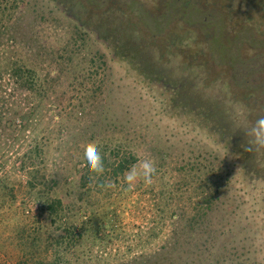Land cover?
<instances>
[{
    "label": "rangeland",
    "instance_id": "obj_1",
    "mask_svg": "<svg viewBox=\"0 0 264 264\" xmlns=\"http://www.w3.org/2000/svg\"><path fill=\"white\" fill-rule=\"evenodd\" d=\"M64 1L66 11L50 0H0V93L4 115L19 117L0 124V264H24L18 231L39 226L34 215L44 199L29 184L33 166L35 183L44 175L56 182L49 195L69 202L68 219L102 223L98 236L91 231L71 246L66 264H264V149L246 151L240 130L264 117V0H213L228 17L221 43L201 41L194 25L187 35L188 14L202 13L186 15L176 0ZM125 43H163V52L168 45L164 72L170 59L173 79L194 77L188 90L221 104L243 134L239 150L190 115L161 114L160 90L150 92L140 75L144 63L131 70V60H115L107 47L116 45L123 59ZM170 43H192L187 53L204 49L197 60L207 66L181 71L186 55L169 53ZM14 61L35 69L43 87L15 83ZM92 141L113 165L122 157L135 158L128 168L138 158L153 161V184L126 190L110 167L116 187L101 190L85 178ZM46 215L38 230L45 238ZM53 254L42 250L36 260L49 263Z\"/></svg>",
    "mask_w": 264,
    "mask_h": 264
},
{
    "label": "trees",
    "instance_id": "obj_2",
    "mask_svg": "<svg viewBox=\"0 0 264 264\" xmlns=\"http://www.w3.org/2000/svg\"><path fill=\"white\" fill-rule=\"evenodd\" d=\"M54 2V4L59 7L61 10L66 11L64 0H50ZM182 4L183 10L185 14L191 10H198V12L202 13L201 16L197 15L196 17L192 14H188L185 23L187 24L188 29L190 30L187 35L192 34L194 30H192V26H195V31L203 32V37L201 41L210 42V43H221L222 38L225 36V26L226 20L228 19L227 13L220 10V6L217 5V2H213V0H176ZM252 1V0H250ZM173 3V4H176ZM226 6V5H225ZM223 5V7H225ZM230 11V10H229ZM235 11V10H234ZM184 14V15H185ZM204 14V15H203ZM213 27V31L208 30V28ZM191 27V28H190ZM216 27V28H215ZM159 28V27H158ZM207 28V29H206ZM96 32V31H95ZM98 33V31L96 32ZM194 35V33H193ZM193 37L192 35H190ZM193 39V38H192ZM196 42H198L196 40ZM129 44V46H125L123 59L121 55H117V47L116 45L107 44L108 49H110L112 53V58L115 60H131L134 64L131 65L128 63L127 67L129 69H137L141 67L142 63H144L143 67H141L142 71L140 72L141 77H143V81L150 88V92H155L154 90H160V94H155V99L162 104L160 112L165 116H169L170 118L179 117L181 115H190L193 120H198L199 124L197 127H202L203 130H206L209 136L219 140V138L225 142L222 143L218 141L219 144H223L225 147H233L235 150H239V143H241V137L243 134L239 135L238 131L233 130V123H228L226 115L224 116V112L221 104L209 101L204 98V94H201L200 90L189 91L188 89L193 87V78L189 77V75H181L180 77L171 76L174 65L170 59H166L165 61L170 63V65H166V72H164V64L162 59L165 57V53L167 52V47L164 43V52L162 49L163 43H125ZM169 44V43H168ZM173 48H171L169 53H173L174 55L185 54L186 61L189 64H180L178 67L181 71L186 69H191L195 65L200 68V66H207V62L200 61L198 62L197 57L204 52V49H200L198 51H191L187 53L188 49H184V46H189L192 43H170ZM160 45V47H158ZM149 49V50H148ZM128 51V53H126ZM149 51L152 53L149 54ZM160 54H158V53ZM190 54V56H189ZM127 55V57L125 56ZM157 56V57H156ZM126 57V59H125ZM142 58L141 61L137 60L138 58ZM148 57H153V62H150ZM166 58V57H165ZM144 61V62H142ZM19 61H14L15 67L12 69L10 73L13 75L15 79V83L23 84L28 83L31 88H33L38 83L37 75L35 69H32V72L26 70L25 65L18 64ZM137 62V63H134ZM3 72L0 69V89H2V80H3ZM165 74H164V73ZM43 87V84H39ZM165 89V91L163 90ZM234 98L241 99L243 98V94L234 93ZM4 98L0 93V124L4 120L6 126H11L19 117L11 116L10 119L6 115V109L3 107ZM23 123L30 122L26 119L22 118ZM197 122V121H196ZM2 126V125H1ZM231 126V127H230ZM231 128V129H230ZM228 130H232L231 133H228ZM240 137V138H239ZM241 146V145H240ZM239 152V151H238ZM105 158L106 168H110L113 171V174H123L128 168L129 164L135 160L132 156L131 158L122 157L120 160L116 162L115 165L109 162V158L103 155ZM24 164H26L25 159H23ZM31 170V171H30ZM40 173V169L37 166L30 167L29 174L33 176L30 179L29 184L31 187L36 188L37 193L41 195V200L44 199L42 203H40V207H38L40 212L39 214H35L34 218L37 216L36 220L39 223V226L35 229H32L30 232L26 229V227L21 228V233L18 231V235L23 244L24 250L22 256L25 257L23 259L24 264H28L30 261H34L33 264H66L69 261V255L72 253L71 246H76L78 244H82L88 233L94 232L98 233L102 223H99L100 218L90 217L86 222L84 221H71L68 219V215L70 214L69 202L61 197H51L49 195V191L52 190L56 184L54 179H49L45 175L43 180H40L39 184L35 183L38 179V174ZM90 176L89 171L87 170L85 173V178ZM250 179L251 184L255 181L253 179V175L248 177ZM254 180V181H253ZM258 182V179H256ZM38 184V185H37ZM46 213L49 221L45 220L46 225V233L47 237L41 236L38 230L44 228L42 224V216ZM80 223V224H78ZM54 225L56 226L53 229ZM58 232V233H57ZM57 234V235H56ZM98 236V235H96ZM106 237V236H105ZM103 239V238H102ZM54 250V254L52 256L51 262H46L44 259L36 260L43 250ZM39 253V254H38ZM38 255V256H37ZM92 256H90L91 258ZM160 261V259H158ZM163 260L159 263L154 264H163Z\"/></svg>",
    "mask_w": 264,
    "mask_h": 264
},
{
    "label": "clouds",
    "instance_id": "obj_3",
    "mask_svg": "<svg viewBox=\"0 0 264 264\" xmlns=\"http://www.w3.org/2000/svg\"><path fill=\"white\" fill-rule=\"evenodd\" d=\"M247 138L245 150L248 152L264 149V117L258 118L250 127L240 129ZM84 159L86 167L90 173V180L101 190H109L116 187V182L106 173L108 169L105 165V158L102 155L100 147L94 142H89L84 149ZM157 175V168L153 161L149 159H137L123 174V184L127 185L126 190H131L138 181H142L145 186H151L154 177Z\"/></svg>",
    "mask_w": 264,
    "mask_h": 264
}]
</instances>
